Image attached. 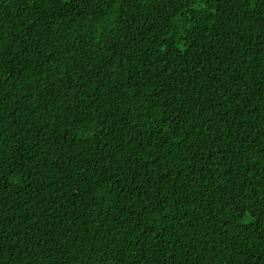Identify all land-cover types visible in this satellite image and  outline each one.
Returning a JSON list of instances; mask_svg holds the SVG:
<instances>
[{"label":"trees","instance_id":"1","mask_svg":"<svg viewBox=\"0 0 264 264\" xmlns=\"http://www.w3.org/2000/svg\"><path fill=\"white\" fill-rule=\"evenodd\" d=\"M0 264H264V0H0Z\"/></svg>","mask_w":264,"mask_h":264}]
</instances>
